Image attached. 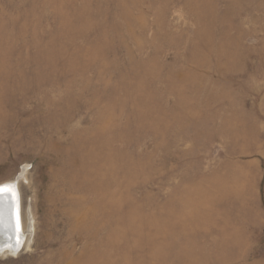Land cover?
Here are the masks:
<instances>
[{"label": "rangeland", "instance_id": "obj_1", "mask_svg": "<svg viewBox=\"0 0 264 264\" xmlns=\"http://www.w3.org/2000/svg\"><path fill=\"white\" fill-rule=\"evenodd\" d=\"M23 166L0 264H264V0H0Z\"/></svg>", "mask_w": 264, "mask_h": 264}, {"label": "bare ground", "instance_id": "obj_2", "mask_svg": "<svg viewBox=\"0 0 264 264\" xmlns=\"http://www.w3.org/2000/svg\"><path fill=\"white\" fill-rule=\"evenodd\" d=\"M23 180H27L26 166H23L16 179L13 178L0 185V189H10V191L0 192V256L16 254L23 242L27 247L30 245L34 225L33 219L30 218L27 228L24 227V230L20 223L17 224L16 219L19 203L17 201L19 197L18 182ZM26 233H28L27 237H25Z\"/></svg>", "mask_w": 264, "mask_h": 264}, {"label": "snow or ice", "instance_id": "obj_3", "mask_svg": "<svg viewBox=\"0 0 264 264\" xmlns=\"http://www.w3.org/2000/svg\"><path fill=\"white\" fill-rule=\"evenodd\" d=\"M2 191H10V189H7V188L0 189V192ZM17 224L19 225V215H17Z\"/></svg>", "mask_w": 264, "mask_h": 264}]
</instances>
